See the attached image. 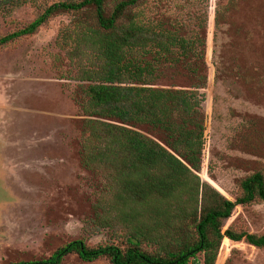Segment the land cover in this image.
Instances as JSON below:
<instances>
[{"label": "trees", "instance_id": "1", "mask_svg": "<svg viewBox=\"0 0 264 264\" xmlns=\"http://www.w3.org/2000/svg\"><path fill=\"white\" fill-rule=\"evenodd\" d=\"M151 0H0V9L31 3L36 18L0 36V50L70 14L57 37L76 67L72 92L86 118L85 168L106 176L89 224L91 234L111 229L95 245L74 239L49 257L5 264H62L69 255L109 264H216L225 238L264 248V233L235 222L237 206L264 202V170L244 177L235 199L200 176L205 147L208 83L206 31L182 28L145 12ZM219 23V20L218 22ZM182 69L190 87H157L168 69Z\"/></svg>", "mask_w": 264, "mask_h": 264}, {"label": "rangeland", "instance_id": "2", "mask_svg": "<svg viewBox=\"0 0 264 264\" xmlns=\"http://www.w3.org/2000/svg\"><path fill=\"white\" fill-rule=\"evenodd\" d=\"M61 0H39L49 6ZM43 7L0 9V36L32 22ZM145 12L184 35L206 31L208 83L200 176L235 199L241 180L264 170V0H151ZM53 18L33 35L0 50V264L49 257L74 239L95 245L111 229L89 224L106 176L82 164L86 118L72 92L76 67L60 48ZM219 20V23H217ZM157 87H190L182 69H166ZM264 233V202L237 206L226 222ZM62 264L85 262L69 255ZM190 264H203L199 255ZM216 264H264V248L224 239Z\"/></svg>", "mask_w": 264, "mask_h": 264}, {"label": "crops", "instance_id": "3", "mask_svg": "<svg viewBox=\"0 0 264 264\" xmlns=\"http://www.w3.org/2000/svg\"><path fill=\"white\" fill-rule=\"evenodd\" d=\"M228 239V238H227ZM230 240V239H229Z\"/></svg>", "mask_w": 264, "mask_h": 264}]
</instances>
